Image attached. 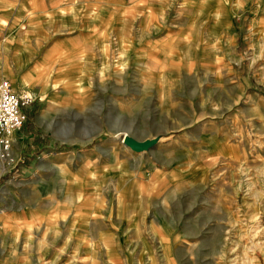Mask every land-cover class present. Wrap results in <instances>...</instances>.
Here are the masks:
<instances>
[{
    "label": "rangeland",
    "instance_id": "1",
    "mask_svg": "<svg viewBox=\"0 0 264 264\" xmlns=\"http://www.w3.org/2000/svg\"><path fill=\"white\" fill-rule=\"evenodd\" d=\"M128 1L121 30L150 31L137 7L160 4L164 26L184 38L160 59L157 87H139L151 73L128 61L110 72L107 99L96 89L109 110L89 112L87 97L79 114L59 108L49 138L67 161L60 182L59 168L41 166L46 147L12 142L0 168V264H264V0ZM7 58L0 49V78ZM39 98L22 127L42 128ZM156 132L161 147L121 143Z\"/></svg>",
    "mask_w": 264,
    "mask_h": 264
},
{
    "label": "crops",
    "instance_id": "2",
    "mask_svg": "<svg viewBox=\"0 0 264 264\" xmlns=\"http://www.w3.org/2000/svg\"><path fill=\"white\" fill-rule=\"evenodd\" d=\"M166 7L139 5L137 8L150 20L151 30L134 35L121 30L129 18L128 0H0V18L8 23L2 21L0 25L1 31L7 29L6 42L0 48L8 56L2 71L15 92L29 90L44 100L38 115L42 128L21 126L13 134V145L25 141L29 147H46L41 166L59 168L60 182L66 174L67 161L61 160L56 139L49 138L58 134L59 108L70 107L79 114V104L87 97L89 112L109 110L111 102L105 100L111 94L105 89L113 86L109 74L115 68L125 71L128 61L134 60L139 70L151 73L139 87H157L153 73L158 71L160 59L172 55L174 40L185 35L183 27L171 30L164 26L168 18ZM157 31L161 33L155 35ZM114 54L118 55L116 59ZM127 86L126 81H120L118 87ZM97 88L104 89L105 98L98 97ZM34 135L38 137L35 143L30 139ZM153 146L161 147L157 141ZM98 148L105 156L110 154V139ZM105 162L104 166L109 167L110 163Z\"/></svg>",
    "mask_w": 264,
    "mask_h": 264
},
{
    "label": "built area",
    "instance_id": "3",
    "mask_svg": "<svg viewBox=\"0 0 264 264\" xmlns=\"http://www.w3.org/2000/svg\"><path fill=\"white\" fill-rule=\"evenodd\" d=\"M34 100V96L25 91L15 92L7 78H0V162L7 166L12 160L10 155L13 134L25 120V107Z\"/></svg>",
    "mask_w": 264,
    "mask_h": 264
},
{
    "label": "water",
    "instance_id": "4",
    "mask_svg": "<svg viewBox=\"0 0 264 264\" xmlns=\"http://www.w3.org/2000/svg\"><path fill=\"white\" fill-rule=\"evenodd\" d=\"M158 137L159 133L155 134L151 138L144 139H136L133 136L124 135L121 139V143L135 152H141L144 150H148L150 147H152Z\"/></svg>",
    "mask_w": 264,
    "mask_h": 264
},
{
    "label": "bare ground",
    "instance_id": "5",
    "mask_svg": "<svg viewBox=\"0 0 264 264\" xmlns=\"http://www.w3.org/2000/svg\"><path fill=\"white\" fill-rule=\"evenodd\" d=\"M0 168H1V170H3V166H2V164H1V162H0Z\"/></svg>",
    "mask_w": 264,
    "mask_h": 264
}]
</instances>
